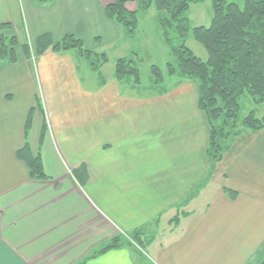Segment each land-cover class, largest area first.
I'll return each mask as SVG.
<instances>
[{"label":"crops","instance_id":"obj_1","mask_svg":"<svg viewBox=\"0 0 264 264\" xmlns=\"http://www.w3.org/2000/svg\"><path fill=\"white\" fill-rule=\"evenodd\" d=\"M113 1L0 0V23L18 42L15 63L0 64V264H260L264 129L237 138L203 184L210 127L193 82L125 94L114 69L53 51L73 35L115 60L133 54L106 15ZM149 12L158 33L154 7L139 26ZM43 36L52 47L35 59ZM38 156L46 180L30 176L27 162ZM137 231L138 247L89 258Z\"/></svg>","mask_w":264,"mask_h":264},{"label":"trees","instance_id":"obj_2","mask_svg":"<svg viewBox=\"0 0 264 264\" xmlns=\"http://www.w3.org/2000/svg\"><path fill=\"white\" fill-rule=\"evenodd\" d=\"M38 1L44 3L51 0ZM134 2L136 10L127 9L126 5ZM204 2L205 0H114L106 7V15L124 30L128 39L133 41L138 31L139 14L147 13L153 7L157 10L159 28L173 57V60L166 64V74L168 78L190 81L196 85L198 109L208 119L210 134L207 158L210 171L203 183L206 184L214 174L217 164L222 161L237 138L245 133L254 134L264 129V117H256L254 111L249 112L245 118L240 117V99L243 96L249 95L256 105L264 104V0H243L242 6L228 3L227 0H211L212 19L209 26L192 28L188 16L191 6ZM11 30L10 24L0 23V64L15 63L17 58L18 42ZM190 36L206 50L208 54L206 61L197 57L186 46V40ZM173 41L181 43L175 45ZM50 47L52 42L49 36L39 38L33 57L41 56ZM71 50L78 51L80 57L94 71H99L108 64L106 53L86 49L82 41L73 35L65 37L53 49L56 53ZM22 51L28 58L31 57L29 44L24 45ZM151 74L152 84L161 88L166 82L163 71L153 65ZM114 75L119 83L141 85L140 71L134 53L128 58H119L115 61ZM157 89L158 93L161 92L159 88ZM30 124L31 119L28 120L27 130ZM27 149L26 145L19 153L21 157ZM27 166L32 179L38 181L48 179L39 156L28 160ZM203 184L199 185L195 192ZM224 191L232 200L238 197L236 191L229 189ZM140 235L141 231L133 234L132 239L136 241L137 247L143 244ZM121 238H114L89 258L123 246H134ZM260 264H264V260Z\"/></svg>","mask_w":264,"mask_h":264},{"label":"rangeland","instance_id":"obj_3","mask_svg":"<svg viewBox=\"0 0 264 264\" xmlns=\"http://www.w3.org/2000/svg\"><path fill=\"white\" fill-rule=\"evenodd\" d=\"M228 3H237L240 6L243 5V0H227ZM153 12H149L147 14V19L143 21L141 20L140 28L143 29V32L136 36V38L132 41L134 44V48L132 49L134 53V59L138 63L140 76H141V85L140 86H129L128 84H123L121 87L122 92L125 94L130 95H144V94H154L158 93L159 91L170 90V87L173 86V83L176 81L173 78H168L166 72V64L171 62L173 59L172 54L167 46L162 30H158L156 33L153 29L151 24L150 14ZM163 15H165L163 13ZM190 24L192 28L195 26H207L210 24L212 19V2L211 0H205L202 4H195L191 6V9L188 13ZM143 21V22H142ZM156 23H154L155 27ZM152 26V27H151ZM127 37V35H126ZM172 37V36H171ZM181 41H173V44L179 45ZM186 46L200 59L206 61L208 59V54L206 50L203 48L201 44L196 42L192 36H190L186 40ZM108 64L107 70L114 69L115 66V58H118L116 52L109 51L108 53ZM36 59V58H35ZM155 65L158 66L164 73L166 77V84L163 85L161 88L156 87L152 84V74H151V67ZM159 92L158 94H160ZM241 105V113L240 117L245 118L248 116L249 112L254 111L256 117L262 118L264 117V104L256 105L255 102L249 95H245L240 99ZM231 168H227V172L229 176H233L234 172L231 171ZM232 172V173H231ZM244 178V176H242ZM235 181V176H233ZM121 239H126L134 246L137 245L133 235L128 236L124 235Z\"/></svg>","mask_w":264,"mask_h":264}]
</instances>
